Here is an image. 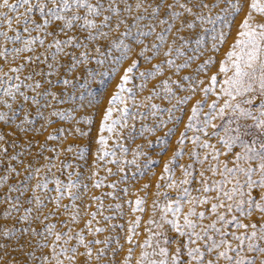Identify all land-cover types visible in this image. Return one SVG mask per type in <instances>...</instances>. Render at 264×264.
<instances>
[{
	"label": "snow or ice",
	"instance_id": "obj_1",
	"mask_svg": "<svg viewBox=\"0 0 264 264\" xmlns=\"http://www.w3.org/2000/svg\"><path fill=\"white\" fill-rule=\"evenodd\" d=\"M0 264H264V0H0Z\"/></svg>",
	"mask_w": 264,
	"mask_h": 264
},
{
	"label": "rangeland",
	"instance_id": "obj_2",
	"mask_svg": "<svg viewBox=\"0 0 264 264\" xmlns=\"http://www.w3.org/2000/svg\"><path fill=\"white\" fill-rule=\"evenodd\" d=\"M238 22L239 21H237V23ZM215 27L217 29V32H219L220 29H224L225 32L229 33L228 41L226 44L217 43V48L213 49L212 48V45H213L212 37L216 33H212V32L205 33L203 34V41L199 45L196 43L195 39L190 40L189 46L184 56L176 57L178 61L180 60L187 61V65L185 68L181 69L175 76H173L172 79L176 80L177 76H189L190 77L189 79H186L183 81L182 90L178 95H187L188 90H189L188 89L189 85H193L194 82L196 85H198L199 81H207L208 77L211 75H218L219 79L224 78V75L222 73H219L220 63L223 61L225 57V53L231 50L230 46L233 45L235 41L239 39V37L234 27L229 29L227 25H223L219 23ZM189 57H191V59H189ZM209 57H211V62L205 63V61H208ZM138 82L139 80L137 79V83ZM105 89H107V94L111 93L112 88L111 86L107 84V82L103 86L94 85L93 87V91L97 95L101 93H105ZM103 98L106 102L107 95H105ZM198 99H200V94L195 95L192 101H190L188 104L181 105V107L188 109ZM172 103H175V100H173ZM174 115L180 117L184 121H187V114L184 112L174 111ZM159 118L165 120L166 126H161L160 130H158L156 132V135L152 136L151 139L155 140L156 137H160L164 141V143L153 144L152 148L150 149L147 147V145H145V150L150 154L151 158L159 161L158 164L151 165L153 172L149 173V175H152V176H155V174H158L161 168L163 167V164L170 158L171 148L175 146V142H176L175 136H170V137L164 136V133L167 131V129L172 127V122L167 121V113L162 114ZM96 119L98 120V117ZM178 127L182 129L184 125L181 123L178 125ZM95 135H96L95 129L93 128L92 131L89 133L88 137H85L77 141V143L87 144L94 148L95 145H94V140L92 138H94ZM165 145L168 146V151L162 152L161 149H163ZM184 159L186 160L187 158L185 157ZM144 179H145L144 177H140V182L143 183Z\"/></svg>",
	"mask_w": 264,
	"mask_h": 264
}]
</instances>
